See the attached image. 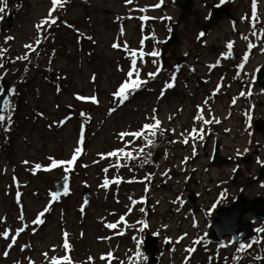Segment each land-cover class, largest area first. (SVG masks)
Here are the masks:
<instances>
[{
  "label": "rangeland",
  "instance_id": "obj_1",
  "mask_svg": "<svg viewBox=\"0 0 264 264\" xmlns=\"http://www.w3.org/2000/svg\"><path fill=\"white\" fill-rule=\"evenodd\" d=\"M7 1L9 2V0H6V2ZM84 2L85 3L83 4L68 6L65 20H69L72 22L79 21L80 27L82 26L80 35L93 37L97 45L95 47V54H99L101 58L104 59V63H99L94 69V73L100 72L99 75L96 76V82L100 83V85L102 84L100 92V94L102 95L98 99L100 102L99 106L95 105L97 109L93 115L94 122L92 130L95 135L93 136V140L90 143L91 151L87 155L86 163L84 162L88 165V167H86V171L81 175V177H75V180L71 187L72 197L68 206L69 208H63L61 210V213H63V215H61V213H59V210H57L58 208H56V211L53 212L56 216L54 215V217L52 218V221L47 227V230L44 233H37V229L40 225H32L31 221L35 218L39 211L43 210L45 204L50 200L52 183L57 178L61 177L62 171H60V169H55L50 173L40 172L42 174L33 176L28 171V168L31 167L34 163H37V160H42L41 164L47 166L50 162L46 159V157L49 155L55 158L59 157V159L70 158L74 146L78 141V138H76V133L73 131L74 128L72 126V123L69 124L62 133H59L58 137H54L53 132L48 130V125L50 123L47 122V120L41 121L39 123L38 130L36 132L30 133L29 130L24 132L23 139L19 140L16 144L17 158L22 165L19 173L17 172L16 175L12 174V176L10 177V173L7 175V177L0 175V218H6V225L11 227L12 234L14 235L15 230L20 226V222L18 220L19 211L18 209H15V206L12 207V205L10 204L12 199L10 197L12 194L11 188L13 186L12 177L16 176L19 182H22L21 185L26 184V198L23 205L25 206V223L29 224V229L26 230V234L22 233L20 237L17 238V243L12 248L7 259H5L2 255L7 246L5 245V241L2 239V237H0V264H28V262L24 259V255H21L22 252H19L20 250H18L17 248L25 244L31 245V248L36 247L38 249L35 258L33 257L32 252L28 254V257H31L35 261V264H44V257L42 256L43 252H48L49 257H52L54 255L57 257H62L66 254L65 251L61 248L62 232L65 230L70 234L69 242L72 245L73 250L71 253L67 254H70L72 259L78 258L79 261H87L88 257L91 256L94 258V264H105L103 261L99 260V256L101 254H106L109 251H112L114 253L112 249L114 248L115 237L111 235L112 239L111 241H109V244H112L111 249L106 247V243L105 241H102L100 239V235H108L111 231L110 229H107L105 227V223L117 222L118 216L125 212L122 204L119 205L115 204V202L113 201H110L109 204L105 205L104 209L99 208L97 209V211H95V213H93V210L91 209L86 224L81 227L79 223L80 216L78 212H80L79 203L82 201L81 194L83 192V187H85V184L93 187L94 185L102 183L104 173L102 172V170H99V166H103L104 168L107 163H96L95 167L91 165H94L93 161L99 160V154L104 151L112 150L113 147L118 146L116 133H118L119 130H122L123 128L129 129V126H131V129H137L144 122V117L152 112L154 104H156L154 106V108L156 109H159V107L161 106L160 116L168 117L166 115H172L176 113L178 100L175 101L174 104L172 100L174 96L179 94L178 85L182 86L181 89L186 88V83L185 81L183 83V78L176 76L177 79L175 81L174 88L169 89L165 93L163 99H158L161 89L164 87L165 83L169 81H166V78L164 76L162 77L161 75H158L155 78L156 80H149L148 84L153 82H155V84H153L152 89L150 88L149 93L146 94L148 97L138 96L137 99L130 100L131 102H127L128 105L126 103V106L118 108L117 112L112 116L107 115L108 110L111 108L110 104L113 100L112 92L116 90L117 85L123 81L122 78L124 77L122 75L123 72L117 70L118 66L123 68L125 71H127L128 67L127 62L125 60L121 61L119 59L118 53L112 51L113 48L111 47V45L113 44V42H115L116 38L119 37L121 45H123V42L126 41L129 48H132L133 50H138L140 46V43L138 42L139 38L137 36L138 32L136 21L128 19L127 17L148 15L150 17L158 18L157 22H153L152 25L154 27L152 30L158 40L164 41L163 44L166 43V39L169 35L167 29L172 25H177L180 27L178 28V46L167 51L168 61L166 63V69L168 70L172 69L179 58H185L188 62H190L191 65L194 66L197 74L202 73L203 75L204 68L207 67V65H209L210 63L215 62V56L217 55L216 45H220L221 48L224 40L223 35H226L225 39L229 37L226 34V30L230 29L229 25L224 23L223 26H217L210 30V33L206 34H210L206 42V47L201 45V40L205 37H200L199 34L201 29L208 24L207 22L209 15V11L206 9L205 0H195L193 13L191 14V16H188L185 21L180 20L181 11L179 9V6L176 5L173 0H165L164 7L158 12V8H152L151 6L157 4L159 0H138V8L148 7L149 10L146 13L137 14H131V5L126 6L125 0H85ZM209 2L211 7L213 6L214 8L217 4H219L220 1L209 0ZM261 3L262 0H259V4ZM31 4V7H25L24 9H22L19 16L15 14V17L12 20L11 29H8L6 19L8 13L14 15L15 4L14 7L8 6L4 13H0V30L4 27L3 32L0 33V44L3 47L9 49L8 54L10 57L12 56L13 59H15L19 55L25 54L28 51L23 47L24 44L33 43L35 46V40L38 36V33L34 25H36L47 16V13L51 7L50 0H31ZM222 6L229 7L231 13L235 16V25L237 31H240V29H242L241 24L244 25L246 29H249L248 22H241V17L245 15V13L248 14L250 6L249 0H227V2H225ZM165 15L171 16L172 19L168 21H160V17ZM259 16L260 20L264 22V11L262 16L261 14ZM117 18L123 19L117 20ZM119 23H121L124 28L125 35L123 36H119V30L117 29V25ZM47 28L48 26H45L44 29L39 33L42 41L41 43H46V39L48 37ZM158 29H161L163 31L161 35L158 34ZM62 35H66V32L64 30L59 32V40L62 39ZM8 36H12L15 39L5 45L3 42ZM157 44L158 43L152 44L150 41L148 43V46H146L145 51H150V49L155 47ZM41 47L45 48V51L48 53L51 45L49 42H47L46 45ZM68 47L69 50L67 49V51L71 52V54L74 56V50L71 48V46H69V44ZM213 49H215V52H213ZM73 59L74 60L71 66L65 59H59L57 68L63 69L66 74H69L70 72L74 73L73 78L75 79V83L78 86V92L82 89L81 96H90L92 95L90 90L91 71L86 70L85 67L82 71L78 70L77 60L74 57ZM155 69V65L151 64L149 72H154ZM0 74L4 76V74L6 73L3 71V69H0ZM12 75L13 74H9L6 77L10 78L12 77ZM185 77L188 84L190 83V81L195 84L193 76L190 75L188 71L186 72ZM186 92L183 100H185V104L188 106L193 95L191 93L192 90L189 91L190 93H188V96H186ZM201 94L203 96L205 94V91H203ZM44 100V109L46 110L47 117H49V121L59 118L61 120H64L69 114L73 115V113H80L81 110L78 111V109L84 107V105L80 104L76 109L74 100L67 97H65V100L62 103L58 104L54 98V93L51 91L45 92ZM33 101L35 103V99H33ZM81 103L84 102L81 101ZM57 105L59 106L58 108ZM69 105H71V107H69ZM139 142L140 140H138L136 143ZM137 145L138 144L133 145V148ZM195 145L197 148L198 145ZM189 146L190 144L184 147ZM183 153H185V151H183ZM24 160H28L30 164L28 166H25L23 164ZM178 161L179 160H177V162ZM193 161L197 165L200 159L193 157ZM0 166L2 167V163ZM201 167L202 166H200V168ZM184 168L187 174L190 175L188 176V185L186 189L187 191L202 189V181L204 183L206 182V180H216V182L218 179L222 180V177H219L218 179L212 178L211 172H213V169L210 167L208 171L200 170L199 173H192L189 163H185ZM125 172L127 173V175L133 174L132 171L125 170ZM115 174V170L110 169L107 175L108 178L111 179L114 178ZM178 177V180H174L173 184L170 187L173 188V190L177 186V182H181L183 180V175H180ZM158 181L159 185H157V188L150 189L146 194H151L152 197L155 198L153 200V203L158 202V205H160V208L157 211V220H160V217H158V212H164V210H166V206L169 205V203L164 202V200H176L177 198L175 197V195L177 192H166V188H164L166 185L163 184V179L160 178ZM246 182L248 183L247 185H251V192L255 193L256 191H259L258 194L260 195H258L257 198H264V189L259 187L258 182L253 183V181L247 180ZM209 183L215 184L213 182ZM247 185H243L240 187V194H243L245 192V188ZM181 186V184L178 185V187L180 188ZM130 189L135 193V191L137 190V186L133 184ZM107 191H110V189H107ZM229 191L230 190L225 193L226 196H228ZM170 192L173 191L170 190ZM180 192V194L183 195V191ZM34 193H36V195H34ZM99 195L100 193L94 194L95 201L96 198L99 199ZM105 201L108 202L107 199H105ZM146 202L149 203V200H147ZM88 210L90 211L87 206L85 212ZM66 211L67 213L64 214V212ZM110 213H115V215H111ZM99 216L102 217L100 218ZM98 217L100 218V220L97 221ZM178 219L179 216L176 214H173V216L170 217V222H173V227L166 240H171L172 243L177 239L175 236H183V219L181 225H179ZM245 221L253 222L256 228H262V223L255 221L253 214L247 216L245 218ZM93 223H97L96 228H93L94 232H92V229L90 230V228H92L91 224ZM6 225L0 223V233L4 231ZM119 226L120 224H118V228ZM104 229L105 233H101L102 231H104ZM130 229H132L131 235H135L137 232L136 239L131 242V247L136 250L139 244V241L137 240L139 226L134 225ZM33 231L35 232L34 235ZM80 233H83V238L80 237ZM193 242V247H195L196 244H194ZM34 244H36L37 246L34 247ZM226 245L227 247L229 246V244ZM53 246L56 247L55 253L51 251ZM40 249H42V251ZM174 249L175 251H173L172 257L167 264H182L186 259L189 260V256L191 258L192 253L181 257L180 262H177L176 257L183 251V243ZM121 250H123V247L120 248L119 252ZM28 251L30 252V249ZM204 254L205 251H201L195 257L197 258V260H200ZM228 254H231V251H228ZM114 257L115 258L113 259L112 264H117L115 253ZM163 264H166V262H164Z\"/></svg>",
  "mask_w": 264,
  "mask_h": 264
},
{
  "label": "snow or ice",
  "instance_id": "obj_2",
  "mask_svg": "<svg viewBox=\"0 0 264 264\" xmlns=\"http://www.w3.org/2000/svg\"><path fill=\"white\" fill-rule=\"evenodd\" d=\"M225 2H227V0H220L219 4H217V7H220L222 4H224ZM51 3V7L47 13V16L42 19L40 22H38L36 25H34L38 36L35 40V46L33 43H26L23 45V47L25 49L28 50V52H26L25 54L19 55L17 56L15 59H11L9 58L8 62L11 63H16L17 61H21V62H28L31 63V59H30V54L31 53H37V55H39V53L37 52V48L39 46V44L42 42L41 38L39 36V33L44 29L45 26H48V28H51L53 25H57V20L58 17H55L53 15V13H55L57 11V8H61L63 9V7L65 6V4L67 3V0H50ZM133 4V0H125V5H131ZM163 4V0H159V2L153 6H151L152 8H160L161 5ZM8 7L6 0H0V13H4L6 8ZM251 13H250V17L248 14H245L241 17V22H248L250 24V29H251V36L256 37L257 40H261L264 41V27L259 28L257 27V25L259 23H264L260 20L259 15H258V0H251ZM149 10L148 7H144V8H138L136 9V11H139L141 13H146ZM128 19H139L142 22V30H143V26L144 24H146L150 19H158L156 17H149L148 15H142L139 17H132L129 16L127 17ZM123 18H117V20H120ZM162 19H167V20H171V17H164ZM66 27L71 28V25H68L66 22H64ZM58 26V25H57ZM233 31H236V25L235 23H233L232 25ZM169 31H171V29L169 28ZM80 34L78 33V36ZM125 35L124 32V28L121 25L120 30H119V36H123ZM200 37H203L205 35V33H200L199 34ZM152 39L155 43H163L164 41H160L156 38L154 32L153 35L151 37H149L148 35H143L141 40H140V46L138 50H133L130 49L129 46L127 45V42L124 41L123 45H121V42L119 41V37L116 38L115 42H113V44L111 45V47L114 50H119L124 52L125 54H127V57L130 59V65L127 71H125L123 68L118 66V71H122L124 72V76L125 78L123 79V81L121 83H119L116 87V90L112 92V96L113 99L115 101H117L118 103L116 104V106L111 107L108 112L107 115L108 116H112L114 113L117 112L118 108L123 107V105L125 104L126 101L129 100L130 96L135 95V93L137 91H140L144 86H146L149 83V80H155V78L159 75L160 71H162V67L159 65V62L157 59H152L151 62L156 65V71L154 72H149L146 73V78L141 79V71H142V67L146 66L147 64V60H145V57H150V58H158L161 53L159 50H151V51H145L146 48V41H148L149 39ZM15 38L12 36H8L5 38L4 40V44L7 45L10 41H13ZM87 40L92 41L93 43H95L96 41L93 39V37L91 36H87L86 37ZM240 39L247 41V51L242 55V62L238 64V68L240 70H244L246 64L249 61L250 58V53L254 48L259 47L261 49L262 54H264V43L261 44H255L253 43L251 40H249V36L245 35V34H241ZM79 42V41H78ZM235 41H230L226 44V53L225 54H221V57L213 64H209L207 65V67L209 69H214L218 66H220V61L221 60H227L229 58H233V47H234ZM9 51L8 48L5 47H0V69H3L5 67V56L4 54L7 53ZM90 55V53H89ZM138 60L140 61L141 66L138 67ZM49 63H51V61H49ZM49 71H51V69H49ZM191 71H195V69H191ZM261 71V69L259 67H257L256 69L253 70V73H248L249 76L254 75L255 73H259ZM133 77H135L133 79ZM234 78L236 79H240L239 75H236ZM3 79V75L0 74V80ZM60 79H66V77H61V76H57V80ZM96 75L92 74L90 77V80L92 83L96 82ZM177 77L175 74H173L170 77L169 82H166L164 87L161 89V92L158 96V99H163L164 94L169 90L174 88L175 86V81H176ZM223 78H221V81L217 84L214 92L212 93V96H215L217 93L220 92L221 87H223ZM253 81L252 79H249L248 84L246 85L247 87V91H241L239 93L240 97H251L252 96V91H251V85H252ZM230 87V85H229ZM56 90L57 93L60 92V87L59 85L56 86ZM13 92H15L14 89H12ZM264 94V93H262ZM212 96H209L207 99H205L204 101H202L201 105H197V112L196 115L193 117V124L197 125V124H203V125H209L212 123H216L219 124L221 123V121L219 119H217L215 117V115L212 112L211 107H209V100L212 99ZM74 99L76 101H82V102H90L93 105L99 106V100L98 97L96 95H90V96H81L79 94H76ZM4 107L7 108L9 105L8 100H4ZM236 104V99L234 98L232 101V105L235 106ZM59 106L57 105V108ZM69 107H71V105H69ZM254 109V106H252V108H250L248 111L245 112V116L247 118V120L249 121L248 127H251V120H252V116L249 114L251 110ZM178 111H183V109H178ZM205 111H207L208 113V117L209 118H205ZM157 112L158 109L153 108L152 112L150 114H148L147 116L144 117V122L137 128V129H131V126H129V130H121L118 133H116V137L117 140L123 145V147L114 149L109 151L108 153H101L100 155V160H106L109 158H116L115 162L111 164V167L116 169V174L114 175V178H108V172H109V167H104L102 169V172L104 173V178L102 180V183L99 185L100 188L102 189H109L111 185H115L117 187V189L119 188V186L121 185V183H145V192L149 191V184L150 181L152 179L153 174H148L145 176V178L143 180H137L134 177L132 179H127L125 180L123 177H121L119 175V170L122 167L125 168H129V171H132V169L129 167V162L132 160H136V159H140L142 161L141 165H143V163H148L150 162L151 156H152V150L157 148L159 145L157 143V138L158 137H164L166 133H171L172 135L176 134V130L173 129H167L165 127H162V121L158 118L157 116ZM37 115L41 118H43V114L42 113H37ZM80 116L83 118V124L81 126V131L79 133L78 136V141L76 143V145L74 146L73 152L70 156V158L68 159H56L55 157L49 155L46 157V159L50 162L47 166L42 165L41 163H34L31 167L28 168V171L35 176L37 173L39 172H44V173H50L55 169H62L64 173L68 174L74 171L75 165L78 161V159L83 155L84 153V144H85V131H84V126L91 121V116L81 112ZM72 117L69 116L67 118H65L64 120H61L57 123V126H63L65 123H67V121L69 119H71ZM172 116H169L167 119L170 122L172 120ZM5 121V116L4 115H0V126H3V122ZM53 125L49 124V130H51ZM3 130L5 132H9L11 130V115H9L8 117V126L4 127ZM249 135L251 136V132H249ZM180 136L183 137L182 140L177 141V140H172L169 143H182L184 145H188L189 144V138H191L193 141H195L197 138H199L201 141L204 139V129L203 128H197V127H192L187 135L184 132L180 133ZM125 138H131L126 140ZM140 140L141 143L139 145H137L136 147H132L133 145L136 144V141ZM249 144H251V140H249ZM191 148H192V155L196 154V145L195 143L191 144ZM128 149V150H126ZM147 149V151H146ZM249 149H244V153H246ZM134 152L137 154L134 156ZM243 153H241L240 149H237V155L240 156ZM125 159V162L123 164H121V159ZM165 158H167V153H165ZM187 157L184 159V163L187 162ZM100 160H96L93 161V164L99 163ZM257 163L260 164L261 166H264V161H261L259 158H257ZM23 164L25 166H28L30 164V162L28 160H24ZM82 167H88L87 164H82ZM170 171V169L168 170ZM168 171H165L163 173V175L167 176L168 175ZM235 171V169H234ZM3 172L6 174L7 173V169L5 168L3 170ZM171 177H169L170 179ZM13 180V184L16 187V192H15V203L19 206V213H18V220L20 222V226L15 230L14 235L12 234V230L11 227L6 225V218H0V223L5 224V228L4 231L2 233H0V237H2L3 240L5 241H9V243L7 244L6 250L2 253L3 257L5 259H7L9 257V253L11 252L12 248L16 245L17 243V238L20 237V235L22 233H24L26 230L29 229V224L25 223V215H24V210H23V204L21 202V196L22 193L19 190L21 185L20 182L18 180V178L16 176L12 177ZM146 181L148 183H146ZM26 186V185H25ZM264 186V185H262ZM11 187V186H10ZM70 194L69 191V177L67 175H65L63 177V182L61 184H59L57 186V190L50 192V201L45 205V207L43 208V210L39 211L37 213V215L35 216V218L31 221L32 225H43L45 223V219L44 217L46 216L47 213H49L52 210V204L53 202H59L60 198L62 196H67ZM34 195H36V193H34ZM224 196L223 194L221 195V199H223ZM129 201H130V205H126V207L129 209V214L132 210V207H134L137 204H143L145 203L144 199L141 200H135L132 199L131 196H129ZM119 202V200H117V203ZM88 201H84V206H81L79 208V211L81 212V214L84 213L85 211V207L87 206ZM175 203V201H174ZM182 203V201H181ZM215 208V205L213 206V209ZM141 213H145V209L143 207H140L138 209ZM111 215H115V213H110ZM146 214V213H145ZM61 215H63V213H61ZM103 222V221H101ZM138 223L140 225H142L141 228H139L140 232H143L145 229H147L149 227L148 223L141 219L138 221ZM118 224H125V227H128V225L125 223V216H120L119 220L117 222H111V223H105V227L107 229H117L118 228ZM194 227L196 226L195 223L193 225ZM257 232L259 233H264V228H257L256 229ZM35 234V232L33 231V235ZM117 235H124L125 232L124 231H119L116 233ZM69 233L65 230L62 232V244H61V248L62 250L65 251V255H63L62 257L58 258L57 256H52L49 257L48 252H43L42 256L44 257V264H74L73 259L71 258L70 255H68L67 253H71L73 250L72 245L69 242ZM187 234H185L186 236ZM185 236H181L179 237L175 243H180L183 239H185ZM11 237V239H10ZM80 237L83 238V233H80ZM102 241L104 240H110L112 239V236H106V237H102L100 238ZM132 239H136L135 237H133ZM264 243V241H257V240H253L252 243L249 244H244L241 243L239 245V250L240 251H245L246 249H250L252 247L253 244L255 243ZM165 243H172L171 240H165ZM196 245H199L201 243V241L199 239L195 240L193 242ZM226 245L221 244V248L225 247ZM31 245L25 244L23 246H21L20 251L23 252L27 249H30ZM196 248L195 247H189L186 248L185 251L189 254L191 253H195L196 252ZM52 252H56V247L53 246V248L51 249ZM173 251H175V249H173ZM136 258H140L143 257L144 260H147L146 256H143V253L139 251V249L137 248L136 253H135ZM114 254L112 251L107 252L106 254H101L99 256V260L100 261H107V264H112V261L114 259ZM258 259H264V257H257ZM188 259H190V256L188 257ZM211 260V258H209ZM237 259H240V257H237ZM27 262L28 264H35V261L31 258V257H27ZM84 264H94V258L93 257H88V260L86 262H84ZM119 264H125L124 260H120ZM132 264H135V259H133ZM184 264H188V260L186 259L184 261Z\"/></svg>",
  "mask_w": 264,
  "mask_h": 264
},
{
  "label": "water",
  "instance_id": "obj_3",
  "mask_svg": "<svg viewBox=\"0 0 264 264\" xmlns=\"http://www.w3.org/2000/svg\"><path fill=\"white\" fill-rule=\"evenodd\" d=\"M183 4L185 13L191 9V0H179ZM221 17L215 15L212 23H216ZM260 83L264 86V70L260 76ZM4 100H8L7 84L4 85V91L0 95V112L4 108ZM256 212L260 219H264V201H256L249 203L246 200H240L229 210L221 211L215 218L212 225V240L222 241L225 237L230 236L237 240L239 233H243L242 237H247L250 232V224H241L242 217L249 213ZM156 240L149 239L147 251L148 253L155 251L154 242Z\"/></svg>",
  "mask_w": 264,
  "mask_h": 264
},
{
  "label": "trees",
  "instance_id": "obj_4",
  "mask_svg": "<svg viewBox=\"0 0 264 264\" xmlns=\"http://www.w3.org/2000/svg\"><path fill=\"white\" fill-rule=\"evenodd\" d=\"M50 76V73L47 74V77ZM48 81V79H47ZM30 81H27L24 77H22L21 82L17 85V89L14 92V102H12L9 106L8 114H6V123L8 124V117L11 115V132L18 133L20 128V117L19 115L29 107V103L25 98L24 92L29 90ZM19 120V121H18ZM8 148L6 149L8 153L11 152L12 141L8 138Z\"/></svg>",
  "mask_w": 264,
  "mask_h": 264
}]
</instances>
